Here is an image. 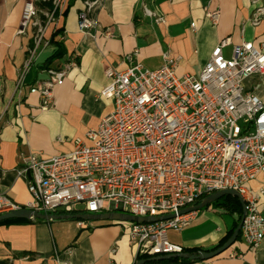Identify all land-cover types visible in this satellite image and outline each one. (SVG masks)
I'll use <instances>...</instances> for the list:
<instances>
[{
    "label": "built area",
    "instance_id": "built-area-1",
    "mask_svg": "<svg viewBox=\"0 0 264 264\" xmlns=\"http://www.w3.org/2000/svg\"><path fill=\"white\" fill-rule=\"evenodd\" d=\"M100 1L84 3L78 21L81 33L97 28L90 15ZM62 2L33 0L25 5L18 35L32 26L34 47L28 51L17 91L38 49L49 46L45 33ZM253 3L249 22L258 27L264 21V0ZM147 14L158 25L166 23L163 17ZM206 16L213 25L219 23V11H207ZM105 36L110 37V31ZM229 46L232 55L226 58ZM125 62L126 70L105 72L109 83L100 96L113 100L114 110L84 138L74 140L71 153L46 159L39 153L24 156L17 175L26 181L31 199L20 206L0 191V216L20 210L75 216L122 209L136 218H159L132 223L127 235L137 256L161 257L182 253L169 242L167 231H182L196 212L179 215L181 211L219 191L233 190L245 204L241 239L256 252L264 239V217L258 209L264 185L255 192L248 185L264 175V102L257 95L259 85L246 91L244 83L264 76V55L251 42L233 45L225 39L198 76H177L179 59L168 55L155 70L135 63L134 55ZM76 65L70 59L49 68L47 79L31 88L43 109L51 107L55 88ZM77 226L87 227L81 220ZM230 257L239 255L233 252Z\"/></svg>",
    "mask_w": 264,
    "mask_h": 264
},
{
    "label": "crops",
    "instance_id": "crops-1",
    "mask_svg": "<svg viewBox=\"0 0 264 264\" xmlns=\"http://www.w3.org/2000/svg\"><path fill=\"white\" fill-rule=\"evenodd\" d=\"M32 1L0 0V191L20 206L31 199L26 181L17 175L23 169V157L39 153L46 159L71 153L74 140L97 128L115 107L113 100L100 96L109 83L105 72L108 68L126 70V56L134 55L135 63L147 70L162 66L164 55L178 58L176 75L181 77L198 76L225 39L233 45L251 42L264 55V21L258 27L249 22L253 0H102L90 15L97 28L88 33L78 28L87 0H63L55 23L45 33L49 46L38 49L17 91L28 51L34 47L32 26L18 35L25 5ZM207 11H219L217 25L211 23ZM147 12L165 18L166 23L156 24ZM231 55L229 46L224 56ZM70 59L76 60V67L55 88L51 107L43 109L31 88L47 79L49 68L61 67ZM255 85L264 102V76L250 78L244 88L250 91ZM263 185L264 175H260L248 188L255 192ZM258 209L264 217V196ZM242 214L243 209L238 214L224 201L215 202L197 211L182 231L168 230L167 238L185 251L210 252L233 234ZM78 221L0 222V262L136 264V247L127 235L131 222L81 220L87 227L79 228ZM238 237L218 257L191 264H264V239L253 252ZM233 252L239 257L231 258Z\"/></svg>",
    "mask_w": 264,
    "mask_h": 264
},
{
    "label": "water",
    "instance_id": "water-1",
    "mask_svg": "<svg viewBox=\"0 0 264 264\" xmlns=\"http://www.w3.org/2000/svg\"><path fill=\"white\" fill-rule=\"evenodd\" d=\"M226 196L235 197L239 200V202L242 205L243 214L240 218L237 228L235 229L232 236L227 240L225 244H223L221 247H218L217 249L210 251V252L199 251L195 253H181V254H174V255L161 256V257H152L147 260L138 261L136 264H147V263L159 262V261L170 260V259H182V260H187L191 262L208 261L226 252L236 242L240 234L241 228H242L243 219L245 217V204L242 198L240 197V195L236 191H233V190L219 191L211 196L206 197L205 199L200 201L198 204L181 211L179 214V215H185L188 213L200 211L212 205L213 203L221 200L222 198ZM173 217L174 215L166 216L161 219L168 220ZM13 219L43 220V221L65 220V219H79V220H85V221L110 220V221H126V222H131V223H145V222L160 220L159 218L157 219L156 218H136L128 214H125L122 209H119L117 211L112 210L111 213L103 214V215H75V216L44 215V214H39V213L29 211V210H20V211L11 212V213L0 216V222L6 221V220H13Z\"/></svg>",
    "mask_w": 264,
    "mask_h": 264
},
{
    "label": "trees",
    "instance_id": "trees-1",
    "mask_svg": "<svg viewBox=\"0 0 264 264\" xmlns=\"http://www.w3.org/2000/svg\"><path fill=\"white\" fill-rule=\"evenodd\" d=\"M43 7L45 8H48L50 9L52 6L51 4H44ZM61 47V46H60ZM221 201H224L226 203V206H228V208L232 211V212H237L238 214H241V205H240V202L238 201L237 198L235 197H230V196H226L224 198H222L219 202H216V203H220ZM228 204V205H227ZM58 214H61V216H63L62 213H58ZM57 214V215H58ZM25 220H21V219H13V220H6L4 222H14V223H21ZM4 222H1V223H4ZM27 222H30V221H27ZM0 223V224H1ZM232 235V234H231ZM231 235L229 237H227L220 246H222L223 244H225L227 242V240L231 237ZM239 238V237H238ZM219 246V247H220ZM182 253H194V252H191V251H185V250H182ZM152 257H149V256H138L137 259H136V263L138 261H141V260H147V259H150ZM192 262L191 261H187V260H182V259H170V260H164V261H159V262H152V263H147V264H191ZM0 264H4V263H1Z\"/></svg>",
    "mask_w": 264,
    "mask_h": 264
}]
</instances>
